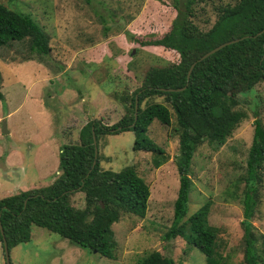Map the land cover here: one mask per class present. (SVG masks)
<instances>
[{
	"label": "trees",
	"instance_id": "1",
	"mask_svg": "<svg viewBox=\"0 0 264 264\" xmlns=\"http://www.w3.org/2000/svg\"><path fill=\"white\" fill-rule=\"evenodd\" d=\"M196 2L173 0L175 16L161 31L150 26L143 32L137 31L139 28L133 34L125 31L140 48L161 46L164 54L159 57V65H151L142 78L135 76L132 84L138 85L132 90L124 84L123 90L111 92L124 109L118 121L103 124L99 119L89 120L79 130L78 143L60 146L59 174L52 183L0 198V224L9 251L29 241L31 226L36 225L73 245L109 259L116 258L117 242L112 224L125 213L144 217L150 188L132 165L117 171L102 169L100 155L97 153L94 157L92 133L97 142L104 134L132 131L133 150L156 154L153 161L158 167L166 159L164 150L147 135V130L154 119L169 125L171 108L176 123L182 127L175 160L179 184L173 219L162 237L167 241L182 237L204 254L205 264H237L225 260L216 249L217 229L208 221L210 200L188 215L192 187L190 167L199 144L205 140L214 149L219 148L247 117L238 107L239 99L228 94L227 89L231 86L232 90L250 91L264 80V0H234L219 7L214 23L207 30L200 29L196 22ZM235 38L236 42L197 60L205 52ZM49 39V34L31 13L15 11L0 2V47L13 41H27L29 50L42 62L51 51ZM113 78L120 79L119 76ZM122 78L130 79V76L124 74ZM151 97H163L164 102H148ZM3 98L0 72V100ZM263 167L264 124L260 114L254 112L245 169L233 183L236 187L243 184L240 194L235 195L240 196L243 209L244 264H260L264 259V235L259 240L252 226L260 202ZM75 191L84 193L83 208H75L70 203V195ZM0 239L2 241L1 232ZM137 264H174V260L152 250L140 257Z\"/></svg>",
	"mask_w": 264,
	"mask_h": 264
},
{
	"label": "rangeland",
	"instance_id": "2",
	"mask_svg": "<svg viewBox=\"0 0 264 264\" xmlns=\"http://www.w3.org/2000/svg\"><path fill=\"white\" fill-rule=\"evenodd\" d=\"M0 2L15 11L31 13L35 21L49 34L51 47L50 53L42 62L29 50L27 41H13L0 47L1 92L4 97L0 100V127L5 121L8 122L7 127L9 126L7 130L10 129V134H2L0 131V148L8 150L11 147H19L25 162L20 169L7 171L8 175L1 168L4 165L0 162L2 198L20 191V181L25 171L28 183L32 181V184L46 183L45 179L55 174L54 164L45 163L43 150L49 152L50 147L57 148L52 141L44 143L42 139L48 136H42L36 131L41 129L49 132L48 122L47 126L44 122L47 121V115L40 109L36 96L47 92L50 87L47 82L49 77H54L52 69L60 71L55 74L56 79L60 78L76 85L74 70L84 66V72L78 73V76L87 77L86 74L89 73L94 78L84 89L86 96L91 95L92 89H98L95 84L100 81V87L103 89L116 86L118 83L110 76L112 72L111 74L108 72L114 71V74L118 71L117 60L121 53L127 56L131 52L133 54L131 64L139 65L141 57L134 55L138 51L144 52L125 35V31L133 34L139 28L138 31L143 32L149 26L161 31L174 18L175 9L172 7L173 0H0ZM233 2L234 0H197L196 22L200 29H209L216 19L217 9ZM145 12L149 15H144ZM147 16L149 19L146 18V21ZM57 32L59 35L56 37ZM156 51L150 50L148 55ZM73 54L75 56L72 59ZM152 63L159 62L146 59L143 67ZM47 66L51 68L50 71H47ZM60 83L61 81H56V84ZM78 84L81 87V83ZM137 85L129 84L128 88L132 90ZM226 92L239 99L238 107L247 113V117L237 125L219 148L214 149L205 140L197 146L190 167L192 187L188 215L210 200L208 221L217 229V251L227 261L244 264L241 225L243 209L238 196L243 184L240 183L236 187L233 183L245 169V159L253 135L254 112L260 114L264 124V80L254 85L250 91H236L230 86ZM111 97L115 99L113 94ZM45 100L43 99V104H46ZM147 101L164 102V99L151 97ZM144 104L143 102L142 106ZM96 106L90 105L89 111L96 110ZM110 108L115 109V112L111 110L100 115L97 111L93 119H99L103 124L115 123L123 116L124 109L120 103L119 106ZM11 110L15 111L7 118L6 113ZM75 110L76 108L67 113L65 125L54 133L60 137L58 141L61 140L62 144L79 142L78 127L84 123L75 118V115L78 117ZM170 111L169 125L161 124L154 119L147 130V135L164 150L166 159L158 167L153 161L156 154L133 150L132 131L104 134L97 141L102 169L117 171L132 165L150 188L144 217L125 213L119 221L112 224L117 242L116 258L103 257L92 250L73 245L67 239L43 227L32 225L30 240L10 249V264H137L140 257L152 250L171 256L174 264H205L204 254L197 247L188 245L182 237L177 236L170 241L162 237L173 219V205L179 184L175 160L182 127L176 123L171 108ZM118 113H121L120 116ZM53 140L55 141V137ZM47 172L50 175L43 178L42 174ZM70 203L75 208H83L84 193L73 192L70 195ZM252 226L255 235L261 240L260 236L264 235V167L260 202L252 219ZM0 264H6L1 239ZM260 264H264V259Z\"/></svg>",
	"mask_w": 264,
	"mask_h": 264
},
{
	"label": "crops",
	"instance_id": "3",
	"mask_svg": "<svg viewBox=\"0 0 264 264\" xmlns=\"http://www.w3.org/2000/svg\"><path fill=\"white\" fill-rule=\"evenodd\" d=\"M145 19H146V17H145ZM133 21H135V20H133ZM57 35H59L58 32L55 33L56 37H57ZM101 42L103 43V41H101ZM89 45H94V44H89ZM135 45H137V44H135ZM132 48H134V46H132ZM138 48L143 49V51H144L143 53L138 51V53L136 55H134V56L141 57V62L139 63V65H132L131 64V62H130L131 55H133L131 52L128 53L127 56H124L121 53V55L119 56V58L117 60V62H119L118 71L115 72L114 74H113L114 71L108 72L110 74L112 72V74L110 76H114V77L119 76L120 79L115 81L118 83V85H116L112 88L109 86L107 89H103L102 87H100V83H101V81H100L99 83L95 84V87L98 89H96V90L92 89L91 95H89V96H86L84 89L86 88L87 83L90 82L91 80H93L94 78L91 77L92 74H89V73L86 74L87 77L82 76V78H80L78 76V73L82 74V71L84 72V70H83L84 66H79V68H76L74 70L75 78L77 79L76 85L75 84H69L67 81H62V80H60V78L56 79L55 74L60 72V71H58L57 69L56 70L52 69L54 71V74H53L54 77L50 78L48 76L49 81L47 82V84H50V87L48 88L47 92H45V93L42 92L41 94L36 96L38 98V101H39L40 109L44 113H46V115H47V118H46L47 121L45 120L44 122H46V126H47V122H48L49 132L48 133L46 131L44 132L41 129H37L36 131L41 133L42 136H48L46 139H42L44 143H46V142L50 143L52 141V143H54L56 148H57V149H54V148L50 147L51 150L49 152L43 150L45 163L50 162V163H52V165L54 164L53 166L55 169V171H54L55 174L53 177H49V179H45L46 183H38V184L33 183L32 184L31 183L32 181L30 183H28L29 179L27 177V171H25L24 177L20 181V184H21L20 190H27V189H31V188H37V187L49 185L56 178V175L59 174V170H58L59 156H58V154H59V146L62 144L61 143L62 141L61 140L58 141L60 139V137L57 134L54 135V133H55V131H57V129H60V127L62 125L63 126L65 125L66 118H68L67 113H69L70 110L73 111V109L76 108L75 113L78 115V117L74 114L75 118L80 122L82 121L84 124L87 121L93 119L95 117V114L97 113V111H98V114L100 113V115L107 113L106 111L110 112L111 110H113L115 112V109H111L110 107L119 106L120 101H118L117 99H113V97H111V92L114 93V92H118V91L123 90L124 87L126 86L124 84H128V85L132 84L133 83L132 79H135V76L142 78V75L144 74V72L151 66V65H149L147 67H143L144 66V64H143L144 60L147 59V60H153V61L158 62V61H160L159 57H162L164 54V50L161 46H149V47H145V48H140V47H138ZM153 49L157 50L156 53L148 55V52L150 50H153ZM74 56L75 55L73 54L72 59L74 58ZM77 57L78 56H76V58ZM56 59H57V57H56ZM71 62H72V60L70 61V64H71ZM64 64H66V63H64ZM152 65H159V63H152ZM80 67H82V68H80ZM140 69L142 71H140ZM50 70H51V68H49L47 66V71H50ZM61 71H63V69H61ZM124 74L130 76V79H123L122 76ZM44 76H45V74H44ZM56 81H61V83L56 84ZM102 81H105V80H102ZM78 83H81V87L78 86L79 85ZM67 84H69V85L67 86ZM30 86H31V84H30ZM76 87H78V88H76ZM26 90H28V88H26ZM130 90H131V88H130ZM43 99H46L45 100L46 104H43ZM58 101H61V103H58ZM74 103H76V104H74ZM90 105H97L96 110H92V112H90L89 111ZM120 105L122 106L121 103H120ZM14 111L15 110L7 111L6 117L8 118L9 116L13 115ZM120 114L121 113H118L119 116H120ZM55 115H56V117H55ZM84 124L79 126L78 130H80V128ZM7 125H8V122H6V128L9 127V126L7 127ZM7 131H8L7 134H10V129H8ZM53 137H55V141L53 140ZM3 149H4L3 147L0 148V162L4 165L1 168L5 170L7 175H8L7 171L9 172L11 169L17 170V169H20L21 167H23V165L25 163L24 162V155L20 151L19 147H16V148L11 147L8 150L7 149L3 150ZM39 166H41V165H39ZM50 167L48 169H50ZM49 175H50V173H48V172L46 174H42L43 178H46ZM24 179H27V180L24 181Z\"/></svg>",
	"mask_w": 264,
	"mask_h": 264
},
{
	"label": "water",
	"instance_id": "4",
	"mask_svg": "<svg viewBox=\"0 0 264 264\" xmlns=\"http://www.w3.org/2000/svg\"><path fill=\"white\" fill-rule=\"evenodd\" d=\"M238 39L235 38V39H232V40H229L227 42H224V43H221L219 44L218 46H216L215 48L205 52L203 55H201L197 60H202L204 59L205 57H207L208 55L214 53L215 51L219 50L220 48L224 47L225 45L227 44H230V43H234L236 42ZM195 62H193L191 64V66L189 67V70L187 72V78L189 77L190 73H191V70L194 66ZM169 90H173V89H169ZM137 107H138V103H137V96L135 98V116L137 114ZM7 128H6V122L3 121L2 123V127H1V133L2 134H5L7 133ZM92 137H93V144H94V157L96 158L97 157V153H98V150H97V142H96V138H95V135L94 133H92ZM0 232H1V235H2V246H3V251H4V256H5V263L6 264H10V256H9V248H8V245H7V241L3 235V232H2V228H1V224H0Z\"/></svg>",
	"mask_w": 264,
	"mask_h": 264
},
{
	"label": "built area",
	"instance_id": "5",
	"mask_svg": "<svg viewBox=\"0 0 264 264\" xmlns=\"http://www.w3.org/2000/svg\"><path fill=\"white\" fill-rule=\"evenodd\" d=\"M0 131H1V127H0Z\"/></svg>",
	"mask_w": 264,
	"mask_h": 264
}]
</instances>
